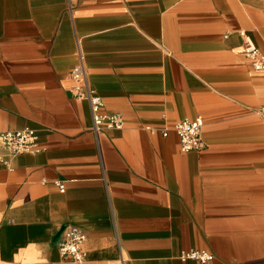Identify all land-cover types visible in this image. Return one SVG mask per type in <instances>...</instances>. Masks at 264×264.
<instances>
[{"label":"crops","instance_id":"1","mask_svg":"<svg viewBox=\"0 0 264 264\" xmlns=\"http://www.w3.org/2000/svg\"><path fill=\"white\" fill-rule=\"evenodd\" d=\"M240 31L264 55V0H0V132L39 148L0 142V264H264V74ZM79 54L122 129L72 97ZM197 117L183 152L172 128Z\"/></svg>","mask_w":264,"mask_h":264},{"label":"built area","instance_id":"2","mask_svg":"<svg viewBox=\"0 0 264 264\" xmlns=\"http://www.w3.org/2000/svg\"><path fill=\"white\" fill-rule=\"evenodd\" d=\"M239 35L243 39V46L236 49L235 53L248 58L251 61L254 72L264 74V55L259 52L245 32L240 31ZM70 76L77 82V85L71 88V95L76 100L88 102L94 131L98 132L101 128L122 129L124 122L120 114L101 113L103 106L102 99L87 80L83 58L80 54L78 55V63L70 71ZM257 114L264 121V107L258 109ZM202 129L203 121L200 117L193 120H181L176 122L172 128L180 138L181 150L183 152L200 150L204 147ZM167 134V129L162 130L163 136H167ZM37 141L38 135L36 131L30 128L0 132V142L13 155L38 152ZM85 239L86 235L81 229L76 226H67L59 243L60 255L64 258H69L73 262L82 263L84 255L81 247ZM187 258L207 262L212 260L213 256L206 252L192 251L183 255V259Z\"/></svg>","mask_w":264,"mask_h":264}]
</instances>
